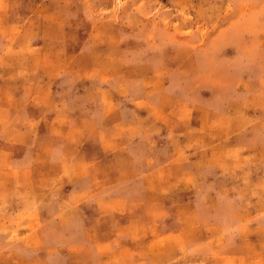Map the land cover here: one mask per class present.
I'll return each instance as SVG.
<instances>
[{"label": "rangeland", "instance_id": "1", "mask_svg": "<svg viewBox=\"0 0 264 264\" xmlns=\"http://www.w3.org/2000/svg\"><path fill=\"white\" fill-rule=\"evenodd\" d=\"M0 264H264V0H0Z\"/></svg>", "mask_w": 264, "mask_h": 264}]
</instances>
